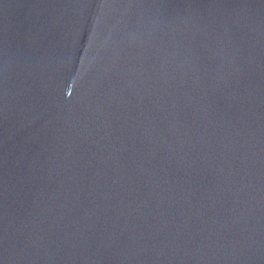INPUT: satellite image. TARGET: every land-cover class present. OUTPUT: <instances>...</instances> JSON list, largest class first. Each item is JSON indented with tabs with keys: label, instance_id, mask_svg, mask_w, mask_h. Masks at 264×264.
I'll return each instance as SVG.
<instances>
[{
	"label": "water",
	"instance_id": "water-1",
	"mask_svg": "<svg viewBox=\"0 0 264 264\" xmlns=\"http://www.w3.org/2000/svg\"><path fill=\"white\" fill-rule=\"evenodd\" d=\"M0 264H264V0H0Z\"/></svg>",
	"mask_w": 264,
	"mask_h": 264
}]
</instances>
